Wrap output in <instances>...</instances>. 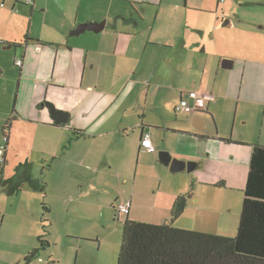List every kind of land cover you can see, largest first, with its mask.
<instances>
[{
    "label": "crops",
    "instance_id": "crops-1",
    "mask_svg": "<svg viewBox=\"0 0 264 264\" xmlns=\"http://www.w3.org/2000/svg\"><path fill=\"white\" fill-rule=\"evenodd\" d=\"M237 1L244 8L233 22L225 19L228 0H0V109L15 100L6 156L23 145L26 162L37 163L35 153L50 162L61 200L52 214L73 224L102 220L90 211L107 201L117 211L125 191L127 216L164 223L194 182L174 225L234 236L253 146L264 145V20L254 25L248 12L259 2ZM102 22L99 31L77 32ZM36 78L37 91L22 87ZM191 90L214 99L197 112L177 111ZM47 102L68 121L58 125ZM146 131L157 151L186 167L172 171L144 148ZM84 187L87 195L75 197ZM133 206L146 216H132Z\"/></svg>",
    "mask_w": 264,
    "mask_h": 264
},
{
    "label": "rangeland",
    "instance_id": "rangeland-1",
    "mask_svg": "<svg viewBox=\"0 0 264 264\" xmlns=\"http://www.w3.org/2000/svg\"><path fill=\"white\" fill-rule=\"evenodd\" d=\"M228 1L231 8L225 19H232L233 22L237 21L240 8L243 9L244 7H240V2L237 0ZM250 1L259 2L256 5L250 4L253 6L250 7L252 9L248 12L251 16L256 15L253 24L261 26L263 23L260 22L264 20V0ZM244 4L245 10L249 9L248 4ZM223 26L227 27L226 24ZM239 31L240 29L237 30V32ZM40 86L39 80L36 78L32 82H25L22 87L33 92L35 89L37 91ZM0 96L4 97V92ZM14 101V99L13 101L10 99L8 106H6L7 109L4 106L0 109V150L6 144L3 128L7 119L11 116V105ZM42 104L43 101L39 102V106ZM17 127L21 132L23 129L22 124H17ZM4 157L6 162H3L0 158V171L2 170L0 176V264H25V256L35 247L41 246V235L42 239H46L50 243L45 247H41L39 255L36 256L32 264H117L123 239L122 227L124 220L128 217L126 213L118 219L116 207L114 205L112 207L107 201L103 209L94 208L93 211H90V213L97 214L101 212L103 214L102 220H89V222H86L87 224L84 222L74 224L64 222L60 212L52 214L50 211L52 203L61 201L54 188L57 172L51 169L50 162L42 164L38 154L35 153L33 157L37 163H32L29 174L30 179L22 177V175L17 177L13 184L16 181L19 183L21 179L24 181L21 182L20 189L17 192L9 194V186H11L12 179L17 173L18 164L22 160H27L28 156L22 145L17 150L10 149L7 156L5 154ZM169 174L178 175L183 173L170 172ZM158 182V179H155L147 191L149 193L154 191ZM118 184L123 190H126V186H128L121 185V181ZM42 185H45V190L40 189ZM89 190L88 187H84L83 191L77 189L75 197L87 195ZM235 191L237 193L238 191L241 192L240 189ZM126 193L125 191L121 193L120 198L122 201L128 199V197H125ZM110 195L107 194L106 197L108 198ZM138 212L140 216H146L144 207L138 209L133 206L131 215L138 216ZM241 214L242 201L241 204H238V227ZM69 226L71 229L82 230L84 235L75 239L68 238L65 229ZM237 230L234 236H236Z\"/></svg>",
    "mask_w": 264,
    "mask_h": 264
},
{
    "label": "trees",
    "instance_id": "trees-1",
    "mask_svg": "<svg viewBox=\"0 0 264 264\" xmlns=\"http://www.w3.org/2000/svg\"><path fill=\"white\" fill-rule=\"evenodd\" d=\"M13 120L14 117L9 116L3 128L6 142L4 156ZM31 166L32 162L26 161L18 164L17 173L9 186V194L17 192L24 181L21 179L19 183L16 181L13 184L17 177L22 175L30 179ZM194 186V182L191 183L190 191L175 198L170 217L164 223L126 217L117 264H264V145L253 146L236 236L174 225L185 212ZM40 189L45 190V185ZM41 236V246L35 247L25 256V264H32L41 247L49 244Z\"/></svg>",
    "mask_w": 264,
    "mask_h": 264
},
{
    "label": "built area",
    "instance_id": "built-area-1",
    "mask_svg": "<svg viewBox=\"0 0 264 264\" xmlns=\"http://www.w3.org/2000/svg\"><path fill=\"white\" fill-rule=\"evenodd\" d=\"M220 1L222 2L224 0H220ZM15 63L18 66H22L23 60L21 58L16 59ZM190 99H193V102L190 101ZM209 99H214V96H212V94L202 93L196 90H191L188 92L186 97H183L182 99H180V101L176 105V110L182 113H193L195 111L197 112L199 110L206 109V107L208 106L207 101ZM141 144L144 148L149 149L150 152L157 151V148L152 141L151 133L149 131H146L144 135L142 136ZM5 147L6 146L4 145L0 150L1 154L3 155V156L1 155L2 157L0 156V158L3 160V162L5 160V157H4ZM130 208H131V201L125 200L121 202L120 204H118L117 213L118 214L128 213L130 211Z\"/></svg>",
    "mask_w": 264,
    "mask_h": 264
},
{
    "label": "water",
    "instance_id": "water-1",
    "mask_svg": "<svg viewBox=\"0 0 264 264\" xmlns=\"http://www.w3.org/2000/svg\"><path fill=\"white\" fill-rule=\"evenodd\" d=\"M105 26V22L102 23H93L80 26L78 33L84 31L85 29L89 28L94 31H99L102 27ZM46 105L50 108L51 114L53 116L54 121L58 123H66L68 118L70 117L69 113L63 110H59L53 103L47 102ZM159 158L163 161L166 165H170L169 169L172 171L182 170L186 167V162L179 160V158L172 157V154L168 150H158L157 151ZM194 167L193 162H189L188 169L191 170Z\"/></svg>",
    "mask_w": 264,
    "mask_h": 264
}]
</instances>
